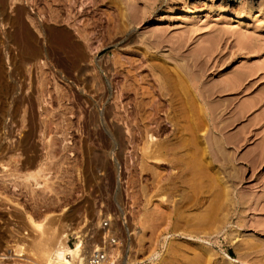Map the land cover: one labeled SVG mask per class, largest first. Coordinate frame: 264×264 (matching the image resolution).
<instances>
[{
    "label": "rangeland",
    "instance_id": "1",
    "mask_svg": "<svg viewBox=\"0 0 264 264\" xmlns=\"http://www.w3.org/2000/svg\"><path fill=\"white\" fill-rule=\"evenodd\" d=\"M108 231L264 264V0H0V264Z\"/></svg>",
    "mask_w": 264,
    "mask_h": 264
},
{
    "label": "built area",
    "instance_id": "2",
    "mask_svg": "<svg viewBox=\"0 0 264 264\" xmlns=\"http://www.w3.org/2000/svg\"><path fill=\"white\" fill-rule=\"evenodd\" d=\"M103 228L109 227V222L103 221ZM115 238L108 233L102 237V246L94 250L87 258L86 264H120L118 252L111 247H115Z\"/></svg>",
    "mask_w": 264,
    "mask_h": 264
},
{
    "label": "bare ground",
    "instance_id": "3",
    "mask_svg": "<svg viewBox=\"0 0 264 264\" xmlns=\"http://www.w3.org/2000/svg\"><path fill=\"white\" fill-rule=\"evenodd\" d=\"M176 76V75H175ZM188 99V98H186ZM142 100V99H141ZM259 102V101H257ZM145 104V103H144ZM137 105V104H136ZM145 107V106H144ZM155 109V108H154ZM141 110V109H140ZM157 110V109H156ZM177 110V109H176ZM184 110V109H183ZM145 111V110H143ZM182 111V110H181ZM180 111V112H181ZM185 111V110H184ZM183 111V112H184ZM190 111V110H188ZM159 112V111H158ZM182 114V112H181ZM184 114V113H183ZM186 114V113H185ZM181 119V118H180ZM175 120V119H174ZM181 126V125H180ZM179 126V128H180ZM193 126V125H192ZM196 127V126H195ZM177 128V127H176ZM189 128V127H188ZM186 130V129H185ZM184 130V131H185ZM191 130V129H190ZM194 131V130H192ZM186 132V131H185ZM180 133V132H179ZM184 133V132H183ZM191 133V132H190ZM153 140V139H152ZM151 140V141H152ZM155 140V139H154ZM185 140V139H184ZM179 142V141H178ZM184 142V141H183ZM193 143V142H192ZM184 144V143H183ZM185 145V144H184ZM179 146V145H177ZM61 244L56 245L54 248H44L46 257L45 258V263L47 264H73V262L76 261V264H86L82 263L83 259L81 258V250H82V243L79 242L76 246L75 249H62L60 248ZM43 250V251H44ZM18 253V251H17ZM85 261V259H84Z\"/></svg>",
    "mask_w": 264,
    "mask_h": 264
}]
</instances>
